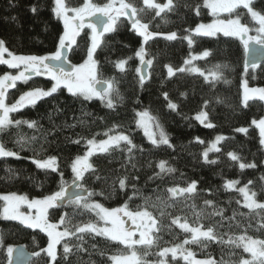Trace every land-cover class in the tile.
<instances>
[{
    "label": "trees",
    "instance_id": "16d2710c",
    "mask_svg": "<svg viewBox=\"0 0 264 264\" xmlns=\"http://www.w3.org/2000/svg\"><path fill=\"white\" fill-rule=\"evenodd\" d=\"M83 1L66 0V4L79 7ZM165 1L155 0L161 4ZM91 2L103 4L107 0ZM125 2L132 3L138 9L137 18L149 25V32L157 34L144 44V59L152 60L144 84H140V73L136 72L140 60L134 55L141 47V37L130 30L131 23L127 18L120 17L118 30L102 37L101 46L94 55L98 61V78L112 79L119 93L118 97H114V109H108L97 100L77 99L65 89H60L52 96L38 100L35 105L14 113L13 120L36 121L37 126L28 128L23 124L19 128H10L7 133L0 134V143H3L7 150L17 152L20 157L0 158V193H16L29 198L47 196L59 190L62 182L60 173H63V182L71 184V163L76 156L84 154L86 141L92 138L104 139V132L114 129L110 134H127L138 146L132 154L134 159L129 162V154L119 149L108 154L98 153L90 158V162L101 179L97 180L95 175L87 172L81 183L89 190H103L105 195H96L89 199L90 202H99L108 209L122 207L127 203L130 210H137L145 205V197L155 200L157 196L164 197L173 205L163 209V215L160 210L149 208L157 219L160 230L154 235L159 236L157 244L147 249L149 254L144 256L147 264H155L160 259L154 253L163 247H172L190 238V234H185L171 223L177 216L183 222L186 219L190 224L198 226L195 224L196 213L203 212L199 223L205 226L215 224L216 232L225 240L228 235H241L245 230L247 235L264 239V231L257 230L259 217H253L249 221V210L242 207L240 193L223 188L226 181L236 180L239 182L238 187L247 186L250 191H256L255 199L264 202V181L261 180V177H264V150L259 143V131L252 125L253 120L264 118V105L258 99H251L245 106L241 95V79L244 73L249 84L264 87V63L254 70L252 67L246 69L244 46L239 38L222 34L194 36L190 33L199 23L212 19L208 10L202 7L203 0H173L175 10H166L159 17L155 16L154 9L144 6L142 0ZM53 6V0H0V40L5 42L6 48L21 55H47L55 51L63 26L53 14ZM33 7L36 8L35 13L32 11ZM253 7L259 12H264V0H254ZM140 9L143 11H139ZM233 17L235 18V14ZM242 23L256 27L255 22L247 15L242 18ZM186 29L188 31H185ZM173 32L177 35L175 40L164 38ZM187 35L194 41L191 47L184 39ZM77 40L79 46L74 45L69 55L73 64L81 63L86 57L85 41L88 42V37L85 32L81 33ZM204 50H208L210 55L191 62L189 66L208 75L214 65L227 64L228 67L223 70V77L219 81H213L209 76L206 82L200 74L188 70L178 71L191 54H200ZM130 56L132 59H128ZM119 60L127 61L123 72L115 67V62ZM166 65L173 68L174 75L168 76ZM6 70L5 65H0V74ZM49 84L50 81L37 78L18 88L15 97L25 87H47ZM164 93L168 94L172 103L178 105L176 111L167 108ZM218 99L221 102L218 103ZM204 109L208 113V121L214 124L211 129L200 125L194 119L195 115ZM142 110H148L157 118L167 133L172 148L154 147L136 127V113ZM241 127L246 128L247 133L235 131ZM17 134L25 137L36 136L37 141L21 150L16 143ZM218 135L226 138L219 143L221 151L209 154V159L216 160L217 163H204L202 152ZM197 138L204 143H198ZM76 140L80 143L73 142ZM228 152L237 154L240 162L255 163L257 167L241 170L237 162L228 158ZM50 156L57 158V172L39 169L29 160L47 159ZM160 160L167 161L168 166L176 169V172L164 175L162 180L155 178V173L160 171L156 167ZM131 163L136 164L135 169L131 167ZM125 176L128 177L126 192L119 191L117 183V191L109 196L113 181ZM149 177L154 179L150 180ZM192 181L197 182V192L193 194V198H171L167 192L169 187H185ZM249 181L252 183L249 184ZM133 185L139 190L136 195L133 194ZM205 200L213 201V206H206ZM237 200L240 204L236 203ZM220 209H223L224 213L222 225L219 223L220 216L208 215ZM74 211L77 213L75 216ZM234 212L237 215L231 221L233 226L230 229L227 218L233 217ZM239 213L245 215L240 216ZM62 215L71 218V223L62 224V228L67 227L73 232L77 226L97 221L93 213L79 209L74 204L66 203L62 207L49 210L50 221H57ZM125 221L130 228L129 221ZM249 223L251 227H248ZM237 224L239 227H236ZM80 235L84 236L83 241L77 239ZM65 242L73 248L74 253L68 261L62 259ZM19 244L24 245L32 254L39 253L38 256L33 255L29 264H50V258L43 251L48 244L47 236L43 232L0 218V264H8L7 248ZM77 244L84 251L76 252ZM185 247L190 248L196 258L211 257L215 261L222 258L228 260L232 252L242 253V249H231L209 241ZM137 250L141 255L145 251L141 246H137ZM56 251L57 260L51 264H110V255L126 253L128 250L123 245L107 241L104 237L77 233L57 245ZM101 252L104 253L103 256ZM231 258L235 260L238 255H232ZM166 261L171 264H185L179 257L178 261H172L170 254Z\"/></svg>",
    "mask_w": 264,
    "mask_h": 264
},
{
    "label": "snow or ice",
    "instance_id": "6c2138e0",
    "mask_svg": "<svg viewBox=\"0 0 264 264\" xmlns=\"http://www.w3.org/2000/svg\"><path fill=\"white\" fill-rule=\"evenodd\" d=\"M143 4L148 9L155 10V16L159 17L161 13L166 10H175L173 0H166L165 3H156L155 0H143ZM254 0H204L203 7L209 9V13L213 16H218L221 13L229 14V18L226 20L217 19L210 24H199L191 30L194 36H213L216 33H223L224 36L237 37L241 40L244 46V52L246 57V69L251 66L253 69L260 63L258 57L264 55V12H259L253 7ZM52 12L54 16L63 23V33L59 36L58 43L55 47V51L47 55H16L9 51L3 40H0V65H6L9 69L19 70L17 74H4L0 76V134L7 133L10 128H19L20 125L26 124L28 128H35L37 126L36 121L27 120H13L10 117L11 113H15L23 107L35 105L36 102L42 98L52 96L60 89H66L67 92L77 99L82 98L85 101L92 100L93 98L100 99L105 107L108 109H114V97H118L119 93L115 89V84L112 79L104 80L98 78V61L94 59V55L97 49L101 46V38L106 33H113L118 30V21L121 16L127 17L131 23V29L135 33L141 36L142 46L135 52V57L139 58L141 64L152 65V60L145 61V49L143 44L151 39L155 33L148 31L149 25L142 23L137 18L138 9L125 0H107L106 3L96 4L91 0H84V3L80 7H70L66 4V0H53ZM118 5V6H117ZM199 5L197 6V15H199ZM243 10V11H240ZM33 13L36 12V8H32ZM139 11H143L140 9ZM71 13V15H69ZM235 14V18H232ZM247 15L251 21L255 22L258 27L254 30L257 33L254 36L249 35L250 28L247 24L242 23V18ZM15 19V17H13ZM84 29H90V35L85 33V36L90 40V44L85 41L86 58L83 63L73 64L70 62L68 52L73 49V46H79L77 38L81 36V32ZM185 31H188L187 29ZM167 40H175L177 35L175 32L164 36ZM184 39L188 40V44L191 45L194 41L185 36ZM5 53L7 58H5ZM210 55L208 50H204L199 56L193 57L194 59H204ZM132 59V57H128ZM126 60H119L115 62V67L121 72L124 71ZM190 60H185V64H189ZM168 75H174L173 68L167 66ZM228 67L227 64H216L209 70V74L205 75L203 71L198 68H192V72H198L201 76H204L207 82L209 76L213 81H219L223 77V70ZM178 71L183 72V67ZM137 73L141 72L140 68L136 69ZM45 76L52 81L50 89H34L24 92L19 99L11 104H6V93L8 89L15 88L17 82L27 83L31 77ZM225 83L227 81L225 80ZM140 84H144V76H140ZM99 86V87H98ZM181 95H184L181 93ZM260 100H264V89H251L246 91L244 96L245 106L249 99L257 97ZM164 99L167 101V108L176 111L178 105L172 103L167 93H164ZM219 101V99L217 100ZM207 102H205V107ZM136 127L143 130L144 136L148 139L149 143L154 147L167 146L172 148L169 137L165 132L163 126L157 121L156 117L149 114L148 110H143L136 113ZM194 119L206 128H213L214 124L207 122L209 120L208 113L206 111H199L195 115ZM252 124L259 129L260 145L264 147V118L259 121L253 120ZM74 126V125H73ZM115 127V126H114ZM114 129H109L104 132L106 139L97 141L95 138L88 139L86 141L88 150L84 155H78L71 163V172L73 174L72 183L66 184L63 182V173H60L61 184L59 190L53 192L50 195L44 196L42 199H29L25 195H18L16 193H8L0 195V218L6 220H15L24 225L27 228L39 229L45 233L48 237L47 248L43 251L46 252L51 262H56L57 251L56 246L61 244L71 236L79 234H90L94 236L104 237L107 241L118 243L123 245L128 251L126 253H117L110 255L108 259L112 264H147L144 256L148 255L147 249L157 244L159 236H154V232H158L157 219L149 208L158 209L161 215L164 214L163 209L171 207L169 201L164 197L157 196L155 200L150 197H145V205L137 210H130L127 203L118 208L108 209L105 208L99 202H90L91 197L96 195H105L104 191L96 192L84 187L81 183L85 179V173L91 172L96 176L97 180L101 177L96 174L93 164L90 162V158L100 154H108L114 150L126 151L129 156L128 160L131 162L134 159L132 155L134 150L137 149L129 135L124 133L110 134ZM236 132L247 133L246 128H237ZM18 135L16 143L20 149L33 145L37 141L36 136L25 137ZM226 139L224 136H216L215 140L208 144L206 149L202 152V160L204 163L215 164L216 160L209 159V153L220 152L221 149L217 145ZM74 143H80L79 140L73 141ZM197 142L203 144L204 141L197 138ZM123 146V147H122ZM142 152L143 149H140ZM228 158L231 161L237 162L241 170L246 168H255V163H243L240 162V157L234 152L227 153ZM15 157L20 158L15 151L7 150L3 143H0V158ZM32 163L37 168L42 170H50L51 172L58 171L57 158L50 156L47 159L33 158ZM133 169L136 168L135 163H131ZM156 167L159 168V173H155V178L163 179L164 175L172 174L176 172V169L172 166H168L167 161L160 160ZM11 172V169H9ZM128 177L118 178L114 180L111 185V193L109 196L117 191L116 185L118 183V189L121 192H126L128 187L126 181ZM154 179V177H149ZM264 181V177H261ZM105 183L107 180L105 179ZM239 182L236 180H228L223 184V188L226 191H238L243 197L242 207L247 208L249 221L253 217H259L257 223V230L264 231V211L256 212L255 210H264V203L258 202L255 197L256 191H250L247 186L237 188ZM252 181H249L251 184ZM134 189V195L138 194L139 190L136 186H132ZM72 189V197H68V191ZM168 194L171 198H177L183 196L185 200L193 198V194L197 192V182L192 181L187 183L185 187H169L167 188ZM131 199V197H129ZM74 204L79 209L91 212L97 218L96 222H87L83 226H77L75 232L70 231L65 227L64 231H58L60 224L71 223V218L62 215L60 217V223L49 222V210L56 209L64 205ZM240 204V201H236ZM206 206L212 207L213 201L205 200ZM26 207L29 210L28 214L21 211V208ZM195 207V205H192ZM35 209V215L31 214V210ZM77 213L74 211L73 216ZM83 214V213H80ZM210 216H220L221 225L224 220L223 209L218 211L214 210L209 213ZM237 213H233V217L227 218L229 221V228H232L231 221L235 219ZM240 216H244V213H239ZM197 220L194 226L190 224L186 219L181 222V218L177 216L172 219L171 223L176 225L185 234H190V238H186L182 243H177L172 247H163L154 255L160 259L155 264H171L166 261V258L171 255L172 261H178L182 259L185 264H264V239L254 238L247 235L245 230L241 235H228L225 240L222 235L216 232V225L205 226L199 223L203 218V212L196 213ZM124 217H127V221H130L133 227H126V221ZM249 223L248 227H251ZM239 227V224L236 225ZM139 236L136 239V236ZM227 235V234H225ZM80 241H83L84 236L77 237ZM203 241L217 242L222 245H226L231 249H242L241 254L235 252L230 253L229 259L215 261L213 258L208 257L204 259H197L195 253L186 248L185 245L200 244ZM137 246H141L145 249L143 255H141ZM95 248V245H93ZM76 252L84 251L79 244L75 246ZM17 249L9 246L7 253L10 258L17 253ZM73 248L69 246L67 242L63 244V256L65 261L69 260V257L73 255ZM102 256L103 252L100 253ZM243 254H247L245 257ZM23 255L22 250L19 255H16V260L19 261ZM32 255L38 256L39 253H33ZM232 255H238V258L233 260ZM11 264V259H10ZM84 264V262H81Z\"/></svg>",
    "mask_w": 264,
    "mask_h": 264
},
{
    "label": "rangeland",
    "instance_id": "374dc122",
    "mask_svg": "<svg viewBox=\"0 0 264 264\" xmlns=\"http://www.w3.org/2000/svg\"><path fill=\"white\" fill-rule=\"evenodd\" d=\"M142 2H143V0H142ZM166 2V1H165ZM83 3H84V1H83ZM83 3H82V5H83ZM203 4H204V0H203V2H202V7H203ZM81 5V6H82ZM118 6V5H117ZM145 6V5H144ZM80 7V6H79ZM203 8H205V9H207L206 7H203ZM208 10V12H209V9H207ZM210 14V13H209ZM69 15H71V13H69ZM211 15V14H210ZM212 16V19L210 20V21H208V22H204L203 24H210V23H212L214 20H217V19H221V20H226V19H228L229 18V14H227V13H221V14H219L218 16H213V15H211ZM121 17H124V16H121ZM124 18H127V17H124ZM232 18H234L233 16H232ZM61 22V21H60ZM61 24H62V26H63V23L61 22ZM199 24H201V23H199ZM198 24V25H199ZM256 27H258V25H256ZM256 27H249L250 28V31H249V35L250 36H254V35H256L257 33L255 32V28ZM134 31V30H133ZM88 33L89 35H90V29H84V30H82V32L81 33ZM135 32V31H134ZM63 33V32H62ZM191 34H192V32H190ZM107 34V33H106ZM105 34V35H106ZM218 34H222L223 35V33H216L215 35H213V36H216V35H218ZM188 37H190L191 38V36H189V35H187ZM141 37V36H140ZM232 37V36H231ZM235 38H237V37H235ZM102 39V38H101ZM142 37H141V41H142ZM187 42H188V40H187ZM88 43L90 44V40L88 39ZM145 44V43H144ZM144 44H143V47H144ZM141 46H142V43H141ZM201 54V53H200ZM200 54H191L190 55V57L187 59V60H190L191 62H193V61H195V60H198V59H194L193 57H196V56H199ZM7 54L5 53V58H7V56H6ZM16 55H21V54H16ZM86 58V57H85ZM95 59V58H94ZM84 61V60H83ZM83 61L81 62V63H83ZM146 61V60H145ZM190 62V63H191ZM189 63V64H190ZM80 64V63H79ZM140 64H141V62H140ZM189 64H185L184 66H183V68L185 69V70H188V71H190V72H192L191 71V69L192 68H195V67H191V66H189ZM8 68V67H7ZM252 70H254V69H252ZM19 70H17V69H9V70H7V71H5L4 73H2V74H0V76H2V75H4V74H17V72H18ZM167 72H168V69H167ZM192 73H195V74H199L198 72H192ZM169 76V75H168ZM39 78H42L43 80H48V81H50V84L47 86V87H44V86H41V85H39V86H36V87H30V88H28V87H26V88H24V89H22L21 90V92L15 97V92H16V89L17 88H20V87H23L26 83H23V82H17V85H16V87L15 88H10L9 89V91L6 93V100H5V102H6V104H8V105H11V104H13V103H15L18 99H19V97L24 93V92H27V91H30V90H34V89H37V88H40V89H45V90H47V89H50L51 88V86H52V81L50 80V79H48L47 77H45V76H39ZM29 84V83H28ZM251 89H264V87H258V86H253V85H251V84H249V82H248V79H247V77H246V74L244 73L243 74V76H242V79H241V95H242V103L245 105V103H244V96H245V93H246V91H248V90H251ZM11 90V91H10ZM66 90V89H65ZM67 91V90H66ZM252 99H258V100H260L259 98H258V96L257 97H255V98H252ZM92 100H97V101H100L101 102V100L100 99H97V98H93ZM249 100H251V99H249ZM248 100V101H249ZM247 101V102H248ZM261 102H262V104L264 105V100H260ZM102 103V102H101ZM30 106H32V105H30ZM143 111V110H142ZM203 111H205V109L203 110ZM138 112H140V111H138ZM16 113V112H15ZM14 113H11L10 114V117L12 118V115H13ZM150 114V113H149ZM151 115V114H150ZM197 115V114H196ZM152 116V115H151ZM256 121H259V120H256ZM198 122V121H197ZM207 122H209V121H207ZM199 123V122H198ZM200 124V123H199ZM201 125V124H200ZM253 125V124H252ZM203 126V125H202ZM253 126H255V125H253ZM256 127V126H255ZM257 128V127H256ZM139 129V128H138ZM258 129V128H257ZM142 133H143V130L142 129H139ZM258 131H259V129H258ZM117 134V133H116ZM107 137H105L104 139H106ZM216 138V137H215ZM215 138L212 140V141H214L215 140ZM147 139V138H146ZM148 140V139H147ZM97 141H99V140H97ZM212 141H210L209 143H211ZM208 143V144H209ZM86 146H87V144H86ZM208 146V145H207ZM217 147H219V144L217 145ZM206 149V148H205ZM204 149V150H205ZM88 150V146H87V148H86V150H85V152ZM263 150H264V147H263ZM84 152V153H85ZM98 154V153H97ZM210 154V153H209ZM84 155V154H83ZM29 160L30 161H32V158H29ZM36 166V165H35ZM240 187H244V186H237V188H240ZM2 194H8V193H0V195H2ZM19 195V194H18ZM44 197V196H43ZM43 197H35V198H29V199H42ZM91 202H95V201H91ZM259 202V201H258ZM262 203H264V202H262ZM242 204H243V197H242ZM21 211L22 212H24L25 214H28L29 213V210L26 208V207H23V208H21ZM31 214L32 215H35V209H32L31 210ZM3 219V218H2ZM124 219L126 220L127 219V217H124ZM3 220H6V219H3ZM9 221H14V222H17V223H19L18 221H15V220H9ZM49 222H51V223H57V224H59L60 223V218L57 220V221H50L49 220ZM181 222H183V221H181ZM19 224H21V223H19ZM128 224H130L131 225V227H133V225L131 224V222L129 221L128 222ZM22 225V224H21ZM24 226V225H23ZM83 226V225H82ZM125 226L127 227V222H126V224H125ZM130 227V228H131ZM32 229V228H31ZM37 230H39L38 228H37ZM58 231H64V229L62 228V224H60V226H59V228L57 229ZM45 234V233H44ZM46 235V234H45ZM153 235H155V232L153 233ZM47 236V235H46ZM136 239H138L139 238V236L137 235L136 237H135ZM47 239H48V237H47ZM47 248V247H46ZM245 257H247V254H246V256ZM206 258H208V257H206ZM197 259H204V258H197ZM52 262H51V260H50V264H51ZM110 264H112V262L110 261Z\"/></svg>",
    "mask_w": 264,
    "mask_h": 264
},
{
    "label": "water",
    "instance_id": "95a60500",
    "mask_svg": "<svg viewBox=\"0 0 264 264\" xmlns=\"http://www.w3.org/2000/svg\"><path fill=\"white\" fill-rule=\"evenodd\" d=\"M258 60L260 61V63H258L257 66L262 65L264 63V55L259 56ZM246 63H247V61H246V57H245V67H246ZM139 68L141 69L140 76L143 75L144 76V80H146L147 77H148V68H149V66L147 64H140ZM247 68H251V66H248ZM33 76H35V75H33ZM72 191H73L72 189H69L68 194H67L68 197H72ZM66 203L67 202H65L64 205ZM13 248L17 249L18 251H17V253H15L13 255L12 258L9 257L8 264H10V259H11V264H29V262L33 258L32 253L24 245H21V244L16 245ZM21 250L23 252V255L21 256L20 260L17 261L15 257H16V255L20 254Z\"/></svg>",
    "mask_w": 264,
    "mask_h": 264
},
{
    "label": "flooded vegetation",
    "instance_id": "af4514ba",
    "mask_svg": "<svg viewBox=\"0 0 264 264\" xmlns=\"http://www.w3.org/2000/svg\"><path fill=\"white\" fill-rule=\"evenodd\" d=\"M70 52H71V50L68 52V56L70 55ZM7 56V55H6ZM6 66V65H5ZM7 67V66H6ZM7 70H9V68H7ZM6 70V71H7ZM37 78H39V76H33V77H31V79H29L28 81H27V83L24 85V86H26V85H28V83H30V82H32V81H34L35 79H37ZM23 86V87H24ZM21 88V87H20ZM26 88V87H25ZM18 89V88H17ZM17 89H16V91H17ZM24 89V88H23ZM8 91H9V89H8ZM7 91V92H8ZM11 91V90H10ZM26 107H28V106H26ZM23 108H25V107H23ZM22 108V109H23ZM21 110V109H20Z\"/></svg>",
    "mask_w": 264,
    "mask_h": 264
}]
</instances>
